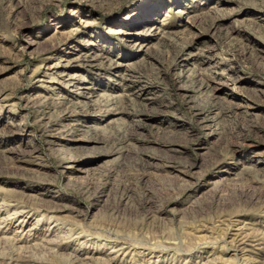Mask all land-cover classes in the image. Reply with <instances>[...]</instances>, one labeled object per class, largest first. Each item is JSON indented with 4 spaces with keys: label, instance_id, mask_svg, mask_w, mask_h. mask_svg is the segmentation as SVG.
I'll list each match as a JSON object with an SVG mask.
<instances>
[{
    "label": "rangeland",
    "instance_id": "rangeland-1",
    "mask_svg": "<svg viewBox=\"0 0 264 264\" xmlns=\"http://www.w3.org/2000/svg\"><path fill=\"white\" fill-rule=\"evenodd\" d=\"M0 264H264V0H0Z\"/></svg>",
    "mask_w": 264,
    "mask_h": 264
},
{
    "label": "bare ground",
    "instance_id": "bare-ground-1",
    "mask_svg": "<svg viewBox=\"0 0 264 264\" xmlns=\"http://www.w3.org/2000/svg\"><path fill=\"white\" fill-rule=\"evenodd\" d=\"M234 90L238 91L239 93H246V86H240V85H235L232 87Z\"/></svg>",
    "mask_w": 264,
    "mask_h": 264
}]
</instances>
